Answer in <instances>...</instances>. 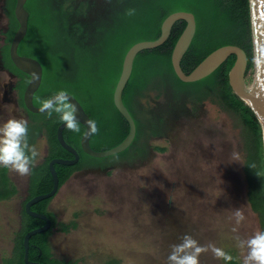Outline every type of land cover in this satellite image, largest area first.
Masks as SVG:
<instances>
[{"label": "rangeland", "instance_id": "obj_1", "mask_svg": "<svg viewBox=\"0 0 264 264\" xmlns=\"http://www.w3.org/2000/svg\"><path fill=\"white\" fill-rule=\"evenodd\" d=\"M40 1L25 3L30 14L27 32L31 36L39 34L50 21L46 11L45 21L41 20L45 5ZM5 15L0 13V48L6 38L9 17ZM37 59L46 86L51 87L53 79L66 72L65 62L57 66L53 63L47 73L45 59ZM10 82L14 78L0 67V125L9 119H25L33 136L36 125L31 114L14 102L2 100L4 84ZM85 87L91 94L82 88L76 90L85 103L96 107L97 102H102L109 108L108 85L93 80ZM172 94L167 91L156 98L153 91H142L130 102L140 125L147 130L139 142L144 140L151 149H138V154L136 149H130L124 157L95 158L111 167L100 169L92 165L90 170L73 172L49 200L47 208L58 221L76 223L66 233L52 231L48 243L54 257L78 259L81 264H104L109 259L118 260V264H167L171 246L187 234L201 245L211 243L222 248L238 264H243L245 252L237 247L234 237L246 239L262 230L247 200L239 129L233 127L232 120L217 105L207 101L196 103L182 94ZM168 100L179 111H164L165 127L159 126L157 131L162 137L155 139L151 131L155 105L163 107ZM46 144L42 130L33 141L40 152L37 163L48 154ZM8 175L17 193L0 201V264L12 254L24 218L21 204L29 184V175L19 176L9 170ZM237 208L246 216L239 226L231 219ZM233 227H237L236 232ZM200 264L226 262L215 259L208 251L200 256Z\"/></svg>", "mask_w": 264, "mask_h": 264}, {"label": "trees", "instance_id": "obj_2", "mask_svg": "<svg viewBox=\"0 0 264 264\" xmlns=\"http://www.w3.org/2000/svg\"><path fill=\"white\" fill-rule=\"evenodd\" d=\"M58 1H40L42 6L45 5V8L41 9V20L45 21L46 11L50 21L42 26L39 34L31 36V33L27 32L18 46V52L35 58L42 56L46 61L44 70L47 73L53 63L56 66L62 62L66 63L65 74L57 76V79L54 78V84L51 87L46 86L44 80L41 81L33 95V103L40 105L41 100L49 98L60 90H65L75 96L98 129L96 133H91L89 141L94 150H106L118 144L128 132L126 120L116 110L112 102L113 87L120 72L125 51L137 41L156 39L160 33L162 20L173 11H190L196 22L195 34L180 61V66L185 73H189L216 48L231 44L241 47L246 52L247 68L244 80L247 87L253 83L254 57L249 0H129L122 9L113 12L111 22L96 27L97 33L91 34V40L82 36L79 24L73 23L76 3L73 4V0H63V3ZM14 4L15 0H7L4 7L6 15L9 17V23L5 34L6 38L0 48V62L4 67L17 74L16 87L20 95L19 104L23 106L22 92L28 81L27 76L12 64L8 55L9 42L17 27L13 15ZM129 9H135V14L127 15ZM184 26L185 22L176 21L169 37L161 45L141 50L134 58L131 76L123 89V103L131 115L136 118L138 125L135 139H138L141 129L130 102L142 91L151 90L155 97L159 98L168 87L174 94H182L193 102L207 101L217 105L232 120L233 127L239 129L243 159L242 172L247 184V200L259 218L261 230L264 231L262 128L253 109L232 91L228 83V72L233 65L235 56L230 55L212 73L198 81L182 82L173 71L170 56L176 39ZM29 44H31V48L28 47ZM93 80L108 85L111 95L108 109L102 102H97L96 107H91V102L85 103L81 94H76V90L79 88H82L85 93L91 94L85 85H90ZM29 113L33 120L32 123L36 125V132L33 136L28 132V142L32 145L36 136L44 130L48 142V154L43 162L37 163L33 167L29 175L28 194L21 204V213L24 218L14 241L12 254L4 260V264L23 263L22 240L24 234L44 223L41 219L29 216L24 210V204L34 195L46 193L52 188L53 180L48 170V161L54 157H72L56 140V128L61 123L59 116L55 112L51 117L47 113ZM80 129L79 133L69 131L66 127L63 129V138L77 149L80 159L74 165H54L59 187L74 171L85 164L97 162V159L95 160L94 157L81 151L79 142L84 131V126L81 124ZM129 150L126 149L115 155L117 157L127 156ZM253 164L255 168L251 167ZM257 173H261V175L257 176ZM16 193L17 188L11 181L8 170L0 167V201L9 199ZM51 198L43 199L31 206L32 210L45 213L49 217L51 225L48 230L30 237L28 258L42 264H81L78 259L56 258L50 251L48 238L54 229L68 232L76 226L74 221L69 223L57 221L52 213L46 211V206ZM118 263L119 261L116 259H109L104 264ZM228 264H238V262L233 258Z\"/></svg>", "mask_w": 264, "mask_h": 264}, {"label": "water", "instance_id": "obj_3", "mask_svg": "<svg viewBox=\"0 0 264 264\" xmlns=\"http://www.w3.org/2000/svg\"><path fill=\"white\" fill-rule=\"evenodd\" d=\"M26 1L27 0H15L13 15L17 22V27L9 42L8 55L12 64L19 71L28 76V81L22 92L23 106L29 112L38 114L42 112L39 111L40 105H35L33 103V95L40 86L42 80V65L36 58L18 52V46L25 37L28 28L29 13L25 8ZM249 9L254 57V79L250 87L246 86L244 80L247 68V55L246 52L237 45L228 44L216 48L204 57L189 73H185L180 66V61L195 34L196 22L193 13L190 11H173L166 15L162 20L160 24V33L156 39L140 40L133 43L127 48L122 57L120 72L112 91V102L116 110L126 120L128 124V132L118 144L101 151L91 148L89 143L91 132L87 122L92 120L78 99L67 92L72 97L70 98L71 102L77 107L76 118L79 123L84 126V131L79 142L81 151L90 157L103 158L118 154L131 145L135 137L136 127L130 112L123 103L122 92L131 76L134 58L141 50L151 49L161 45L169 37L173 24L178 20H183L185 26L176 39L170 56L171 65L175 75L182 82L198 81L212 73L230 55H234L235 59L233 65L228 72V83L232 91L253 109L262 128L264 147V90H262L264 89V0H249ZM65 127L66 126L62 122L59 123L56 128V140L65 151L72 155V157L51 158L48 161L47 166L53 180L52 188L46 193L34 195L24 204V210L29 216L41 219L44 223L24 234L22 240V264H42L38 261L29 260V239L36 233L48 230L51 224L50 219L45 214L32 210L31 206L43 199L53 197L57 193L59 183L54 168L55 164L74 165L79 161V153L77 149L68 144L63 138L62 132Z\"/></svg>", "mask_w": 264, "mask_h": 264}, {"label": "clouds", "instance_id": "obj_4", "mask_svg": "<svg viewBox=\"0 0 264 264\" xmlns=\"http://www.w3.org/2000/svg\"><path fill=\"white\" fill-rule=\"evenodd\" d=\"M135 9H129L127 15H134ZM264 90V89H262ZM67 91L60 90L50 98L40 101L39 111L49 117L55 112L69 131L79 133L80 123L76 118L77 107L70 100ZM91 133L98 131L94 121H88ZM28 121L25 119H9L0 125V167L8 169L19 176H28L38 162L40 152L35 145L28 142ZM255 168L253 164L251 166ZM261 173H257V176ZM239 226L246 216L242 209L237 208L231 217ZM233 232L237 227H233ZM237 247L245 252L243 264H264V231H257L252 236L242 239L234 237ZM211 251L213 257L228 264L233 257L214 244L201 245L190 235H184L181 242L173 244L167 257V264H200V256Z\"/></svg>", "mask_w": 264, "mask_h": 264}, {"label": "flooded vegetation", "instance_id": "obj_5", "mask_svg": "<svg viewBox=\"0 0 264 264\" xmlns=\"http://www.w3.org/2000/svg\"><path fill=\"white\" fill-rule=\"evenodd\" d=\"M0 1H1L0 13L5 15V13H4L5 8L4 7L7 3V0H0ZM77 1L78 0H76V6H75L76 12L74 11V14H73V23L76 22L77 24H79V28H81V30H82V32H81L82 36L91 40V34L97 33L96 27L98 25H102V24L106 25L108 22H111V20L113 19V12H117V10L122 9L123 6L128 3L129 0H88L85 4L81 3V2H77ZM58 2L63 3V0H59ZM5 17H6V15H5ZM178 21L180 23L183 20H178ZM8 23H9V18L7 19V22H6L7 28H8ZM75 28H76V30H78L77 26H75ZM31 57H33V56H31ZM0 67L2 69L6 70L9 73V75L12 78H14V82H10L7 85L4 84V87H6V88H4V90H3L2 100L7 101V102H14L16 105H20L19 104V98H20L19 90L16 87V83L18 81L17 74L10 71L6 67H4L1 64V62H0ZM42 75H43V73H42ZM27 80H28V76H27ZM167 91H168V94L170 96H173V94H172L173 92H171V90L168 87L165 88L164 95H166ZM122 99H123V92H122ZM123 102H124V100H123ZM164 104L165 105L163 107L159 103H157V105H155L156 115H154L155 122H154V126H153L155 129L154 128L151 129L152 134H153L152 137L155 139H159L160 137H162V135H160L157 131H158L159 126L165 127V122H166L165 116L166 115H165L164 111H166V112H169V111L176 112V110L179 111L178 106L175 103H173L172 100H168ZM21 107H23L26 110V112L28 111L24 106H21ZM131 116L134 120L136 132H137V125L138 124H137L136 118L133 115H131ZM139 128L141 129V132H140L138 139H135V137H134L133 142L127 148V149H136L137 150V151H135V152H137L136 154L140 153L138 151V149H151V147L147 146V143H145L144 140H142V142H139L140 137L141 136L144 137V134L147 133L146 132L147 130H145L144 126L140 125V123H139ZM158 148L160 149V147H157L156 149H158ZM45 149H48V142L45 146ZM79 159H80V153H79ZM92 165H96L100 169L111 167V165L106 164V162H101V163L93 162V163L85 164L83 167H81L80 169H78L76 171H80L83 169L84 170H90ZM76 171H74V172H76ZM46 211L48 213L49 212L52 213L51 211L48 210L47 206H46ZM43 214H45V213H43ZM55 218H56V216H55ZM59 232L66 233L63 231H59ZM61 259H64V258H61ZM65 259L67 260L68 258H65Z\"/></svg>", "mask_w": 264, "mask_h": 264}]
</instances>
